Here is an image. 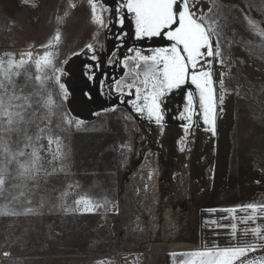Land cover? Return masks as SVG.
Listing matches in <instances>:
<instances>
[{
  "label": "rangeland",
  "instance_id": "rangeland-1",
  "mask_svg": "<svg viewBox=\"0 0 264 264\" xmlns=\"http://www.w3.org/2000/svg\"><path fill=\"white\" fill-rule=\"evenodd\" d=\"M119 2L98 0V6ZM197 4L222 25L224 63H216L214 72L223 76L227 94L218 106L215 135L195 117L197 126L184 132V89L194 86L166 98L162 125L122 102L131 99L127 89L121 96L113 82L131 79L122 66L129 48L148 54L167 44L137 40L130 16L123 27L114 19L111 27H101L89 0H0V59L33 53L17 84L25 94L39 88L34 60L52 52L68 92L65 99L54 79L45 81L54 105L39 111L50 113L52 128L60 123L65 129L59 135L67 158L53 159L56 145L45 136L39 154L43 170L52 174L19 203L12 200L16 189L0 196V211L20 213L0 214V264H166L170 253L200 243L205 212L264 201V36L257 34L264 29V0ZM110 15L104 13L106 25ZM121 32L127 34L122 41ZM66 119L73 123H62ZM40 126L48 127V120ZM28 127L30 134L36 131L35 124ZM64 192L69 195L62 200ZM81 195L103 207L67 210ZM123 254L131 258L123 260Z\"/></svg>",
  "mask_w": 264,
  "mask_h": 264
},
{
  "label": "snow or ice",
  "instance_id": "snow-or-ice-1",
  "mask_svg": "<svg viewBox=\"0 0 264 264\" xmlns=\"http://www.w3.org/2000/svg\"><path fill=\"white\" fill-rule=\"evenodd\" d=\"M89 3L93 20L101 27H111L113 19L123 27L130 16L137 40L157 38L167 41L165 46L147 49L148 54L139 48H129L128 51L132 54L123 57L122 66L129 69L131 79L126 83L113 82L115 90L121 96L125 95V88L127 89L126 94L131 99L122 102L131 104L135 113L145 115L148 120L162 125L166 98L185 85L194 86L184 89L185 101L179 114V119L185 122L182 125L184 132L187 134L197 126L195 117L202 120L206 131L215 135L218 106L223 105L227 94L223 76L218 77L214 72L216 63H224L220 47L222 25L219 21L205 16L197 0H120L112 8L98 6V0H89ZM105 12L111 13L107 25ZM249 24L253 28L258 27L253 20H249ZM257 34L264 36V29H259ZM126 35L121 32L117 38L122 41ZM60 38V33L57 32L54 40L58 42ZM87 47L92 49L91 44ZM5 55L10 58L0 59V155L3 156V161L0 162V196L11 195L9 187L16 189L12 200L19 203L21 197L34 193L41 179L52 174L43 170L39 154L43 145L39 144L40 140L46 136L49 146L56 145L53 159L63 161L67 158L59 135L65 129L60 123L55 125V129L52 128L50 113L41 115L39 110L54 105L51 94L44 88L45 81L54 79L65 99L68 92L65 85L60 83L63 70L56 67L54 53L45 52L34 60L37 73L34 79L40 87L28 94L24 93V87L19 86L16 80L21 75L20 70L32 62L33 53H23L19 60L15 59V54ZM92 59L97 58L93 55ZM116 62L120 63L121 58L118 57ZM89 67L91 69L93 66ZM47 70H51L52 75H47ZM91 78H95L94 72ZM45 119L49 126L41 127L40 123ZM62 123L71 125L73 121L66 119ZM82 123L83 121H78L77 127ZM30 124H35L36 127V131L31 134L28 127ZM13 136L16 137L15 140L12 139ZM183 150L182 148L181 151ZM64 167L62 164L59 170L63 171ZM67 195L68 192L62 193L61 199ZM25 202L30 204L31 200ZM74 204L75 208L67 210L94 212L103 207L87 195L79 196ZM33 211L35 210L32 208L25 209V213ZM222 211L231 214L234 221L239 220L245 225L251 221L255 226L245 227L241 238L237 239V223L220 225L212 220L210 223L217 228H230L226 246L221 247L218 243L212 246L206 244L201 250L180 254L183 258L178 264H264V256L249 258V253L264 249V243L255 242L264 241V225L257 223L264 219V204L249 203ZM237 211L247 214L237 217ZM0 214L20 213L0 211ZM249 233L255 241L249 242L243 238Z\"/></svg>",
  "mask_w": 264,
  "mask_h": 264
},
{
  "label": "crops",
  "instance_id": "crops-1",
  "mask_svg": "<svg viewBox=\"0 0 264 264\" xmlns=\"http://www.w3.org/2000/svg\"><path fill=\"white\" fill-rule=\"evenodd\" d=\"M257 204H264V201L259 202ZM238 206L240 205H234L229 207L224 206V207H219V209H216V211L209 210L205 212L202 220L204 226L206 227H205V232L202 233V236L200 238V243H197V245L192 246L189 249L177 250L170 253L166 264H178V262L183 258L180 254L201 250L206 244L207 246H212L214 243H218V245L221 247L226 246L227 241L229 240L228 233L230 232V228L229 227L217 228L216 225L210 223V221L212 220L217 221V223L220 225H230L233 222L237 223L238 226L237 239L241 238L242 231L245 227L251 228L254 227L255 225L251 221H249L247 225L240 223L239 220L234 221L231 219V214L222 211L223 209L226 208H233ZM246 214L247 213L237 211L236 216L241 217ZM257 223L264 225V219L258 220ZM217 233H219V235H217ZM243 238L248 240L249 242L255 241V238L251 235V233H249L247 237H243ZM255 242L264 243V241H255ZM172 254H176V255H172ZM257 256H264V249H258L257 252L249 253V258H255Z\"/></svg>",
  "mask_w": 264,
  "mask_h": 264
},
{
  "label": "built area",
  "instance_id": "built-area-1",
  "mask_svg": "<svg viewBox=\"0 0 264 264\" xmlns=\"http://www.w3.org/2000/svg\"><path fill=\"white\" fill-rule=\"evenodd\" d=\"M123 260H129L131 258V256L129 254H123L121 255Z\"/></svg>",
  "mask_w": 264,
  "mask_h": 264
}]
</instances>
